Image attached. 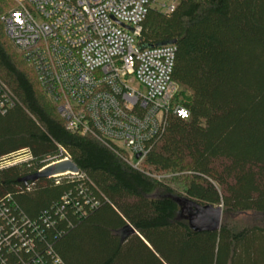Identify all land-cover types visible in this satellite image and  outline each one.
Instances as JSON below:
<instances>
[{
	"label": "trees",
	"instance_id": "trees-1",
	"mask_svg": "<svg viewBox=\"0 0 264 264\" xmlns=\"http://www.w3.org/2000/svg\"><path fill=\"white\" fill-rule=\"evenodd\" d=\"M173 1L171 14L149 10L141 47L176 41L174 101L190 115L169 116L146 170H137L92 136L67 130L6 34L1 17L13 1L0 0V79L21 102L0 113V201L11 196L36 219L84 184L98 202L83 216L66 207L49 232L64 264H264V0ZM65 153L85 179L25 186ZM20 154L30 159L2 166ZM182 199L222 206L220 231L191 229ZM245 214L252 218L243 223Z\"/></svg>",
	"mask_w": 264,
	"mask_h": 264
},
{
	"label": "built area",
	"instance_id": "built-area-1",
	"mask_svg": "<svg viewBox=\"0 0 264 264\" xmlns=\"http://www.w3.org/2000/svg\"><path fill=\"white\" fill-rule=\"evenodd\" d=\"M11 1L14 7L1 17L6 34L70 133L92 136L138 170L169 116L189 118L174 101L180 90L172 79L176 46L141 47L143 23L156 0ZM176 6L177 1L163 0L159 12L171 14ZM20 105L0 79V113ZM67 160L65 153L51 164ZM63 178L86 177L80 172L51 177L56 184ZM97 206L84 184L36 219L5 197L0 201V264H64L49 232L65 220L66 207L83 216L85 207Z\"/></svg>",
	"mask_w": 264,
	"mask_h": 264
},
{
	"label": "water",
	"instance_id": "water-1",
	"mask_svg": "<svg viewBox=\"0 0 264 264\" xmlns=\"http://www.w3.org/2000/svg\"><path fill=\"white\" fill-rule=\"evenodd\" d=\"M176 41L161 44L158 47L175 45ZM140 159V155L136 156ZM67 173H79V168L71 160L61 161L46 166L41 171L26 177L23 181L25 186L29 182H36L40 179L51 178L56 175H64ZM182 205L181 215L188 220L191 229L195 232H216L220 231L223 218L222 206L200 205L186 199L179 201Z\"/></svg>",
	"mask_w": 264,
	"mask_h": 264
},
{
	"label": "rangeland",
	"instance_id": "rangeland-1",
	"mask_svg": "<svg viewBox=\"0 0 264 264\" xmlns=\"http://www.w3.org/2000/svg\"><path fill=\"white\" fill-rule=\"evenodd\" d=\"M163 3V0H156L152 6V9H155V10H158L160 9V5ZM27 158L26 155L24 154H20V155H15V156H12L10 158H7L6 160L2 161V166L4 167H8V166H12V165H15V164H20L18 163L19 161H22V160H25ZM141 169H144L146 170L145 166L144 165H141L140 167ZM161 178L163 179L164 177L161 176ZM175 177H173L172 175H167L165 180L170 182L171 179H173ZM177 178V177H176ZM218 207V206H217ZM252 218V216L248 215V214H245V215H242L238 218L239 221L241 222H246L248 220H250Z\"/></svg>",
	"mask_w": 264,
	"mask_h": 264
}]
</instances>
